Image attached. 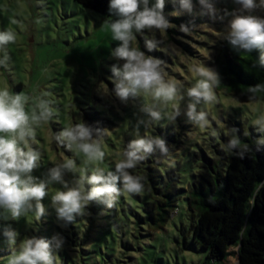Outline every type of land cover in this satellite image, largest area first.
Masks as SVG:
<instances>
[{
    "label": "rangeland",
    "instance_id": "rangeland-1",
    "mask_svg": "<svg viewBox=\"0 0 264 264\" xmlns=\"http://www.w3.org/2000/svg\"><path fill=\"white\" fill-rule=\"evenodd\" d=\"M209 2L215 4L221 15L225 9L232 11L239 7L233 0ZM192 3L193 13L190 14L180 9L178 0L177 3L165 0L164 13L174 27L165 32L145 29L137 33L133 41L134 47L165 62V78L181 87L184 93L201 78L199 68H211L221 43L226 40L223 34L231 19L226 16L220 21L200 16L199 13L206 10L198 2ZM176 11H182V15H175ZM255 14L264 17V11ZM178 17L192 21L202 17L204 21L184 33L174 20ZM109 25L106 18L74 0H0V31L16 35L15 43H9L5 49L9 60L7 68H0V89L23 92L31 97L29 112L44 93L48 94L44 98L52 101V120L34 126L36 139L30 142L31 147L41 153V166L34 171V176L47 180L49 168L72 159L74 171L64 174L71 186L75 179L91 175L96 168L106 173L115 171V164L123 159V151L137 134L160 137L161 130L172 129L169 137L175 134L178 138L180 134L179 142L174 138L166 139L164 156L170 159L163 164L168 170H178L185 181L192 183L195 175L207 166L205 159L210 156V144L216 143L215 139L219 140L231 125L243 123L252 138L262 139L264 133L257 131L259 125H254V121L264 116V101H245L216 88L214 102L197 106L198 111L207 113L205 127L190 120L186 95L178 101L179 114L174 120L165 115L154 123L140 111L143 104L152 103L151 95L142 94L135 100L130 97L127 103L120 101L113 94L110 71L111 66L118 63L111 52L119 42L113 40ZM148 39L158 42L152 52L146 48ZM2 56L3 51H0ZM163 111L171 112L172 103ZM82 122L105 132L99 141L104 152L102 161H90L78 150L69 151L54 141V133ZM129 171L142 176L139 166ZM117 186L122 187V184ZM85 187L90 190L92 186ZM207 187L211 189L209 184ZM58 190H64L61 184L48 185V196L43 201L46 214L39 221L31 212L12 220L0 210V264H7L9 256L19 249L23 240L33 236L52 240L54 235L62 241L59 250L53 245V250L57 251L55 264H206L207 253L192 239L191 227L196 218L184 202L178 214L160 232L151 231L144 224L140 228L136 226L131 209L138 211L137 199L147 195L145 187L140 193L122 192L111 207V197H96L86 206L84 215L65 224L57 219L51 204V196ZM96 207L103 208L97 212ZM7 226L18 232L17 244L12 247L3 236ZM106 227L107 235L98 237L99 231L105 232ZM235 251L236 247L232 246L226 264H237Z\"/></svg>",
    "mask_w": 264,
    "mask_h": 264
},
{
    "label": "clouds",
    "instance_id": "clouds-1",
    "mask_svg": "<svg viewBox=\"0 0 264 264\" xmlns=\"http://www.w3.org/2000/svg\"><path fill=\"white\" fill-rule=\"evenodd\" d=\"M173 2L177 3V0ZM178 3L182 11L193 13L192 0H178ZM198 3L206 10L201 11L200 16H209L220 21L230 16L223 39L237 52L251 53L258 50L259 63L264 65V17L255 14L257 11H264V0H233L239 7L232 11L225 9L223 15L209 0H198ZM164 9L165 0H154V3H150V0H109L110 12L118 17L109 25L113 40L119 42L111 52V56L118 62L110 68L113 94L124 103L130 97L135 100L142 94L151 95L152 103L143 104L140 111L145 112L152 123L160 121L165 115L167 119L174 120L179 114L178 101L183 100L186 95L189 98L190 120L205 127L208 124L207 113L198 111L197 106L215 101L214 88L220 82L219 74L208 67L199 68L197 71L201 78L184 93L181 87L165 78L163 60L147 55L133 46L136 34L143 33L145 29L149 32H165L174 27L165 16ZM182 11L174 14L182 15ZM194 26V21H190L181 24L179 29L188 33ZM15 40V33L0 31V51H3L0 68L8 67L9 56L5 49L9 43H15ZM145 43L148 52H152L157 48L158 42L148 39ZM248 91L251 93L250 98H255L258 92L264 91V85L250 86ZM47 95L42 94L32 104L29 112L31 97L23 92L12 93L8 89H0V210L12 220H18L31 212L39 221L46 214L43 201L48 196V185L58 183L64 190H58L51 196V204L57 219L67 224L72 223L76 216L84 215L86 206L96 197H111V207L122 192H142L143 177L133 175L129 170L135 169L157 148L161 153H167L165 143L159 137H143L137 134V138L131 140L123 151V159L115 164V171L106 173L103 169L96 168L91 175L75 179L71 186L64 179V174L66 171H74L75 161L72 159L49 168L47 180L33 175L41 166V153L30 144L36 139L34 126L51 121L54 114L52 101L44 98ZM169 103H172V111L164 113L163 109ZM254 125H259L257 131L264 133V116L257 118ZM104 134V131L94 130L82 122L54 133L53 139L69 151L78 150L90 161H102L104 152L99 141ZM259 142L264 144V136ZM230 145L241 146V141L233 136ZM243 148L248 150V145H243ZM118 184H122V187H118ZM86 185H91V189L87 190ZM3 236L10 247L17 244L18 232L11 226L4 227ZM61 242L58 235H54L52 240L37 236L27 238L17 251L11 253L7 264H55L57 251L53 250V245L59 250Z\"/></svg>",
    "mask_w": 264,
    "mask_h": 264
},
{
    "label": "trees",
    "instance_id": "trees-1",
    "mask_svg": "<svg viewBox=\"0 0 264 264\" xmlns=\"http://www.w3.org/2000/svg\"><path fill=\"white\" fill-rule=\"evenodd\" d=\"M74 1L106 18L110 24L118 18L110 12L109 0ZM174 20L180 25L192 21L183 17ZM193 21L197 26L204 19L198 17ZM219 49L211 66L220 76L215 88L245 101H264V91L255 98H250L248 91L250 86L264 85L260 52H237L227 40ZM170 130L160 131L159 138L165 145L166 139L171 138ZM175 136L171 139L178 141L180 134L178 138ZM233 136L241 141V146L230 145ZM219 137L210 144V156L205 159L207 166L195 175L192 183L185 181L178 170L166 169L163 162L170 157H165L158 148L137 165L142 170L147 195L137 199L138 211L131 209L136 226L140 228L144 224L151 231L160 232L184 202L196 218L191 227L192 239L207 253L206 264H226L232 246L236 247L237 264H264V144L252 138L240 122L228 127ZM245 144L248 150L243 148ZM102 208L96 207L95 211ZM81 227L80 224L78 228ZM107 230H100L98 237L106 236Z\"/></svg>",
    "mask_w": 264,
    "mask_h": 264
}]
</instances>
